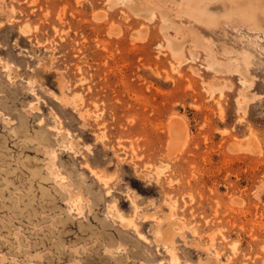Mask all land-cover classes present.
Segmentation results:
<instances>
[{
    "label": "rangeland",
    "instance_id": "1",
    "mask_svg": "<svg viewBox=\"0 0 264 264\" xmlns=\"http://www.w3.org/2000/svg\"><path fill=\"white\" fill-rule=\"evenodd\" d=\"M143 1L0 0V264H264V31Z\"/></svg>",
    "mask_w": 264,
    "mask_h": 264
},
{
    "label": "bare ground",
    "instance_id": "2",
    "mask_svg": "<svg viewBox=\"0 0 264 264\" xmlns=\"http://www.w3.org/2000/svg\"><path fill=\"white\" fill-rule=\"evenodd\" d=\"M129 1V0H128ZM133 4H131V7H133L135 10L137 9V11H140L141 10H152V14L153 13V8L150 6L152 1H143V0H131ZM206 1H210V0H182V6H181V9H185L186 12L187 10L194 12V14H196L197 16H204V15H207L206 14V10L202 7L199 6L200 2H206ZM217 2V1H216ZM222 2L224 3L223 6L226 7L227 9V13L230 15V16H234V17H237L239 19H241V21L245 22V24H248L250 26H253L254 28L256 29H263L264 31V7L259 3L257 2L256 0H222ZM142 3V5H140ZM150 3V4H149ZM153 3L154 4H159V0H153ZM207 3V2H206ZM153 4V5H154ZM129 5V4H128ZM207 5V4H206ZM160 8V7H159ZM133 9V10H134ZM135 12V11H134ZM147 12V11H146ZM139 13V12H138ZM149 13V12H148ZM190 14V12H189ZM155 15V14H154ZM192 15V14H191ZM153 16V15H152ZM196 16V17H197ZM208 16V15H207ZM211 16V15H209ZM148 17V16H146ZM151 17V16H150ZM199 19V18H198ZM233 19V18H232ZM201 21V20H200ZM210 22V21H209ZM200 38V37H199ZM202 39V38H201ZM174 41V42H173ZM183 41L182 40H173L171 38H169V44L171 45V48L174 52V54L176 55H180L182 54V51H183ZM202 43V42H201ZM195 54V53H194ZM222 69V68H221ZM246 80L249 81V77L246 76ZM218 86V85H217ZM213 87V86H212ZM221 87V86H220ZM218 87V90L221 89L222 91V88ZM214 89V88H213ZM249 98V97H248ZM172 132V131H171ZM175 134V133H174ZM176 135V134H175ZM66 137V136H65ZM177 137L175 136L174 139L176 141H174V144L178 145L180 144V140H178V138L176 139ZM173 141V139H172ZM172 144V145H174ZM175 145V146H176ZM53 154V153H52ZM55 154V153H54ZM92 171V170H91ZM94 171V170H93ZM92 171V172H93ZM99 173H97L98 175ZM105 178V177H103ZM102 178V181H105V179ZM108 178V177H107ZM99 179H100V176H99ZM63 180V179H62ZM106 183V182H105ZM79 195V194H78ZM129 197V196H128ZM80 200V199H78ZM77 202V201H76ZM75 202V203H76ZM113 205V204H112ZM115 207V205H114ZM113 211V210H112ZM119 212V211H118ZM120 214V212H119ZM121 215V214H120ZM119 215V216H120ZM123 215V214H122ZM115 216V215H114ZM121 218V216H120ZM146 218V217H145ZM133 219V218H132ZM132 219H129L130 222H132L133 220ZM134 223V222H133ZM139 232V231H138ZM139 236L143 237V238H146L145 234L139 232L138 233ZM166 238V236H165ZM171 241L172 240V236H169L168 239L166 240L165 239V242L166 241ZM172 248V247H171ZM175 249V248H174ZM173 252V251H172ZM175 260H178V257H176L175 254H172ZM179 264V263H178ZM192 264V263H191Z\"/></svg>",
    "mask_w": 264,
    "mask_h": 264
}]
</instances>
